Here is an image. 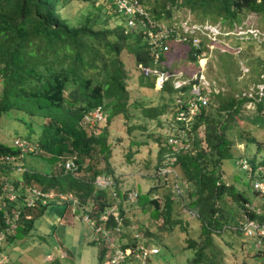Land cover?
<instances>
[{
  "label": "trees",
  "instance_id": "16d2710c",
  "mask_svg": "<svg viewBox=\"0 0 264 264\" xmlns=\"http://www.w3.org/2000/svg\"><path fill=\"white\" fill-rule=\"evenodd\" d=\"M74 1L93 7L76 22L64 13ZM139 1L156 22L187 37L182 43L188 45V60L195 64L207 38L177 25L175 10L188 9L203 20L231 26L246 13L264 21V0H163L160 8L147 7L148 0ZM196 38H202L198 46ZM175 42V36L169 37L168 48L159 51L156 63L145 29L130 26L115 0H0V131L13 128L15 135L13 144L0 140V233L4 235L0 260L4 244L29 236L52 205L76 207V213L81 211L83 219L88 217L97 226L106 215V228L115 243L135 253L140 244L149 245L145 239L153 233L147 221H132L125 204L131 201V192L136 193L133 201L141 211L166 233L171 234L177 224L186 228V221L175 214L178 207L197 218L199 237L187 239V249L193 251L189 264H220L215 234L233 231L243 236L246 217L264 222V195L254 187L255 181H264V142L257 134L264 131V93L256 90L235 96L202 89L209 103L200 106L190 123L180 121L178 114L187 109L188 100L198 96L193 90L203 86L200 74L190 75L188 83L176 88L172 80L159 87L155 76L143 73L144 67L170 70ZM124 50L135 56L140 86L156 88L161 103L145 99L130 104L131 77L121 57ZM98 107L105 119L92 126L84 118ZM130 107L139 110L145 121L129 130H148L151 121L169 126V133L149 134L158 149L150 177L161 183L144 195L122 190L110 159L108 127L120 115L130 118ZM7 119L19 123L6 125ZM172 138L183 145L172 144ZM188 143L190 147L185 148ZM98 156L104 168L98 166ZM226 160L235 161L244 172L243 190L224 178ZM68 161L74 163L73 169L66 168ZM240 162H246L247 168ZM99 176L110 177L113 185L98 186ZM30 187L54 197L45 203L38 198L29 206ZM99 240L93 238L92 244H99L98 264H102L110 250L104 239ZM262 255L264 248L254 256ZM134 258L130 254L121 264H134ZM49 264L64 263L56 258Z\"/></svg>",
  "mask_w": 264,
  "mask_h": 264
},
{
  "label": "rangeland",
  "instance_id": "374dc122",
  "mask_svg": "<svg viewBox=\"0 0 264 264\" xmlns=\"http://www.w3.org/2000/svg\"><path fill=\"white\" fill-rule=\"evenodd\" d=\"M148 2L147 7L160 8L163 0ZM92 8L91 5L82 7L78 1H74L64 13L70 20L76 22L83 19L89 10H93ZM173 17L174 22L183 27V30L204 35L207 40L205 51L197 64L188 60V45L176 41L168 61L169 71L183 74L186 80L190 75L196 77L199 73L202 89L207 92L221 90L226 94L238 96L240 93H254L264 88V21L259 15L246 13L241 17L240 23L232 26L221 21L203 20L188 9L175 10ZM121 57L131 77L128 81L130 104L137 101L145 102V99L152 100L154 104L161 103L162 96L156 88L140 86L141 73L136 66L135 56L124 50ZM130 116L126 118L120 115L114 118L108 127L112 149L110 159L122 190L134 189L143 194L157 183H161L150 177V172L154 171L152 169L157 160L158 149L154 136L150 137L149 134L169 133V126L160 127L156 121H151L148 123V130L134 128L129 130L130 127L145 121L141 117V112L134 107H130ZM15 123L19 122L5 120L6 125L11 126ZM244 126L251 127L246 123ZM13 130L11 128V131H8L3 127L0 131V140L13 144L15 138ZM257 134L264 142V131H257ZM240 149H243V145H240ZM253 152L254 147L251 145L249 154ZM98 159V166L104 168L102 156H98ZM223 168L224 178L243 190L246 176L239 170L235 161H224ZM155 195L159 196V193ZM187 202L186 198L185 203ZM255 202L262 205L259 198H256ZM125 204L132 221H147L153 234L145 241L160 249L159 254L151 257L149 264L190 263L193 251L187 249V239H197L200 234L199 223L193 214L188 213L186 209L183 210V207H178L175 214L186 221V228L184 229L182 224H177L169 234L156 225L155 219L152 220L150 215L144 214L137 202L127 201ZM75 208L65 209L63 205L49 206L48 211L37 220L36 227L29 236L17 239L11 244H4L5 252L0 263L49 264L52 259L59 258L64 264H98L100 248L99 244H92L94 238L92 225L87 221V217L82 218L81 211L76 213ZM235 208L232 207V210ZM214 237L220 249V264H264V255L254 256L256 251L252 238L239 236L233 231L215 234Z\"/></svg>",
  "mask_w": 264,
  "mask_h": 264
},
{
  "label": "built area",
  "instance_id": "2783aa9c",
  "mask_svg": "<svg viewBox=\"0 0 264 264\" xmlns=\"http://www.w3.org/2000/svg\"><path fill=\"white\" fill-rule=\"evenodd\" d=\"M115 3L120 12L128 17V23L130 26L136 27L138 24L145 29L147 33L149 44L151 46L152 52L155 55V62L157 63L160 57L159 51L162 49H167L168 46L166 41L171 36L176 37V41L182 42L186 41L187 37L182 36L180 33L176 31L174 27L167 25L164 22H156L150 15L149 11L139 0H115ZM200 40L196 38L194 40L195 45H199ZM143 73L145 76H155L156 83L159 86H162L164 82L172 80L174 86L176 88L181 87L182 85L188 83L181 73H174L169 70H162L158 67H144ZM193 92L198 95L191 97L188 100V107L186 110L181 111L178 114V119L180 121H184L186 124L190 123L197 113L201 105H207L209 103V96L207 94L202 93V88L197 87L193 90ZM261 94L264 93V88L259 91ZM178 103L181 102L180 99L177 100ZM85 121L90 125H96L104 121L105 117L101 107H98L91 113L85 116ZM19 142V141H18ZM170 142L174 145H183L178 138L170 139ZM22 145L23 143L20 142ZM185 148L190 147V143L184 145ZM243 168H247L246 162H240ZM67 169H73L74 163L72 161H68L66 163ZM96 184L100 187H108L113 185V180L108 176H99L96 179ZM254 187L260 191L261 194L264 195V181H255ZM28 205L34 206L36 199L43 198V202H46L47 198H53L54 194L52 193H44L37 187H30L28 189ZM15 196L13 195L12 198ZM64 199L67 197L62 196ZM136 198V193L131 192L129 194L128 199L133 201ZM17 218L18 215L16 214ZM103 222L100 225H96L95 221L86 218L88 222L92 225L94 239L100 241L99 239H104L109 246V254H107L106 259L102 264H121L128 260V255L135 256L133 262L134 264H147L150 256L155 255L159 252V248L156 246L147 245L145 242L140 244L134 250L132 249H123L119 244L115 243L114 237L110 233V230L106 228L107 216L103 215ZM120 219L117 218V221ZM244 235L245 237H250L254 241V248L256 251L264 248V222H260L257 219L253 218H245V222L243 225ZM119 228H117L118 230ZM3 232L0 233V241L3 239ZM136 236L143 237L141 234H136ZM1 262V261H0Z\"/></svg>",
  "mask_w": 264,
  "mask_h": 264
}]
</instances>
